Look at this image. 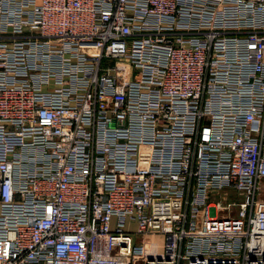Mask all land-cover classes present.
<instances>
[{"label": "built area", "instance_id": "2783aa9c", "mask_svg": "<svg viewBox=\"0 0 264 264\" xmlns=\"http://www.w3.org/2000/svg\"><path fill=\"white\" fill-rule=\"evenodd\" d=\"M0 264H264V0H0Z\"/></svg>", "mask_w": 264, "mask_h": 264}, {"label": "rangeland", "instance_id": "374dc122", "mask_svg": "<svg viewBox=\"0 0 264 264\" xmlns=\"http://www.w3.org/2000/svg\"><path fill=\"white\" fill-rule=\"evenodd\" d=\"M109 62V61H107ZM227 201H234V202H238L241 201L243 199V192L242 191H238L236 189H227ZM224 192H222L221 194H223Z\"/></svg>", "mask_w": 264, "mask_h": 264}]
</instances>
